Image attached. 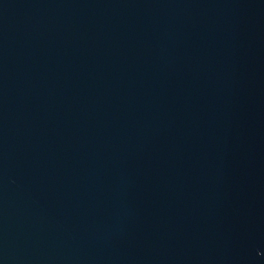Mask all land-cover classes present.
<instances>
[{"label": "water", "instance_id": "obj_1", "mask_svg": "<svg viewBox=\"0 0 264 264\" xmlns=\"http://www.w3.org/2000/svg\"><path fill=\"white\" fill-rule=\"evenodd\" d=\"M0 264H264V0H0Z\"/></svg>", "mask_w": 264, "mask_h": 264}]
</instances>
